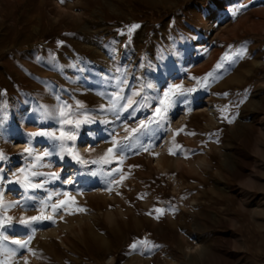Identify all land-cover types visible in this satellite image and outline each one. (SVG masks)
Returning a JSON list of instances; mask_svg holds the SVG:
<instances>
[{
    "label": "rangeland",
    "instance_id": "obj_1",
    "mask_svg": "<svg viewBox=\"0 0 264 264\" xmlns=\"http://www.w3.org/2000/svg\"><path fill=\"white\" fill-rule=\"evenodd\" d=\"M172 85L196 91L127 142L122 163H91L111 147V132L122 139L124 125L152 118ZM117 87L141 92L134 115L120 120L107 110ZM77 100L96 117L75 142L89 162H36L24 149L35 155L52 142L28 133L58 127L43 110ZM0 153V217L13 220L0 231L33 234L34 254L21 250L29 264H264V0H0ZM33 163L60 180L15 183ZM53 192L44 214L54 222L16 223L39 215Z\"/></svg>",
    "mask_w": 264,
    "mask_h": 264
},
{
    "label": "snow or ice",
    "instance_id": "obj_2",
    "mask_svg": "<svg viewBox=\"0 0 264 264\" xmlns=\"http://www.w3.org/2000/svg\"><path fill=\"white\" fill-rule=\"evenodd\" d=\"M235 15V12L233 13ZM138 24H133L129 26V32L134 31L136 28H139ZM232 57L225 55L224 60H231ZM223 64L218 63L216 68H222ZM213 73L209 72L205 77H203L204 83L201 85L202 87L207 86V81L209 77H212ZM124 84V81L120 82ZM148 87H151L149 85ZM195 88L185 89L182 85H172L167 91L163 92V94L156 101V106L153 108V117L149 118L147 121L141 120L138 122V125L133 128H129L127 125L123 126V131L126 135L122 139L117 138V134L113 131L110 133L111 147H109L106 152L100 156L96 160H92L93 164H109L112 163L113 160H119V162H123V153L126 148L131 147L127 142L135 139L137 134L141 133L143 130L147 129L150 124L159 125L161 121L167 118L168 110L177 103V98L185 97L187 94L195 92ZM141 96L140 91H133L131 95H123L122 88L117 87L116 91H114L108 98L110 100V104L108 105V111H111L114 114L115 120H120L121 113L128 112V115L131 117L134 115L136 111V105L140 103V101L136 100L135 97ZM142 99H146V97H142ZM122 102V103H121ZM184 104H188V100L184 99L181 101ZM145 106H147L145 104ZM101 111H105L104 105L100 106ZM131 110V111H129ZM190 110V109H189ZM41 118L45 120L55 121L58 127L54 131H38L33 133H28L30 137H47L49 141L52 142L51 149H45L43 152L37 153L34 155L33 149L31 147H26L24 152L29 156H34V160L36 162L42 161L45 157L59 156L60 159H64L65 156L71 157L78 164H87L89 161H86L82 158L80 151L76 148V140L80 135V129L82 125L92 124L95 122L96 117L89 114L85 105L77 100L75 101V105L64 101L58 105L57 108L53 110L44 109ZM231 122V121H229ZM102 123H108V121H102ZM178 131H183L180 129ZM89 135H93V133L89 132ZM178 134V133H177ZM190 135H194L195 133H189ZM71 142V144L69 143ZM174 142V141H173ZM177 149L180 148V145H176ZM151 145L144 147V151H149ZM94 149H89L92 151ZM170 154H175L172 149H169ZM0 159H5L4 155L0 153ZM46 167H51V165H45ZM37 167L36 163L31 164L27 168H20V175L15 176V183L20 184L24 189H36L44 187V184L48 181H43L40 183H33L32 178L37 176H46L50 180H60V173L56 171H49L46 173L34 171ZM3 169H0L2 172ZM119 171V169H116ZM15 175V174H14ZM92 176H96L97 172H92ZM108 175H112V173H108ZM4 177L0 176V181H2ZM124 177H121L123 180ZM12 181H9L11 183ZM64 183L71 184L72 180L64 181ZM60 193L53 192L50 193L46 200L41 199L39 201V215L30 216V217H21L16 223L20 226L30 227L31 225L39 222V221H53V216L45 215V210L49 207L48 201H51L53 196H59ZM65 195H67L65 193ZM2 196V194H0ZM29 200H35L36 197H29ZM26 204L27 201H24ZM16 205H21V201H15L9 204L10 207H15ZM65 207V202L60 201L58 203L52 204L51 209L53 213H56L60 209ZM80 211H84V209H80ZM155 211L159 214H163V209H155ZM151 214V213H149ZM159 218V216H157ZM13 225V220L11 216H3L0 217V230H7ZM34 233V229H33ZM33 239V234H29L26 239H15L10 238L9 235H6L4 231H0V264H14L15 260L19 257L23 260L24 264H29L27 257L21 254V250H26L29 252L34 251L29 248L31 240ZM140 244H144L147 246V241L138 242ZM9 245H14L15 247H9ZM138 244L133 243L130 247L135 250Z\"/></svg>",
    "mask_w": 264,
    "mask_h": 264
},
{
    "label": "bare ground",
    "instance_id": "obj_3",
    "mask_svg": "<svg viewBox=\"0 0 264 264\" xmlns=\"http://www.w3.org/2000/svg\"><path fill=\"white\" fill-rule=\"evenodd\" d=\"M109 5V4H108ZM210 115H211V118H214L213 116H215V112L214 111H211L210 112ZM215 119V118H214ZM238 130H239V127H236V129H235V131L238 133ZM90 147V146H89ZM66 159V158H65ZM62 161V160H61ZM57 162V163H60V167H58L59 168V170H62L63 169V167H64V165H65V163L62 161V162ZM54 162L53 161H51V160H48L47 161V164L46 165H51V167H44L45 169H51L53 166H54V164H53ZM92 209V208H91Z\"/></svg>",
    "mask_w": 264,
    "mask_h": 264
}]
</instances>
